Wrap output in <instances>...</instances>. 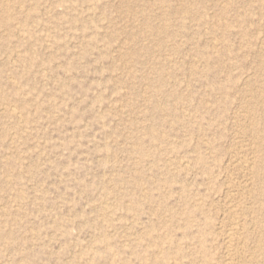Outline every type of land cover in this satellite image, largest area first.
Masks as SVG:
<instances>
[{
	"label": "rangeland",
	"instance_id": "374dc122",
	"mask_svg": "<svg viewBox=\"0 0 264 264\" xmlns=\"http://www.w3.org/2000/svg\"><path fill=\"white\" fill-rule=\"evenodd\" d=\"M0 18V264H264V0Z\"/></svg>",
	"mask_w": 264,
	"mask_h": 264
},
{
	"label": "bare ground",
	"instance_id": "6f19581e",
	"mask_svg": "<svg viewBox=\"0 0 264 264\" xmlns=\"http://www.w3.org/2000/svg\"><path fill=\"white\" fill-rule=\"evenodd\" d=\"M0 19H1V18H0ZM239 223H240V222H239ZM239 223H238V225H239ZM238 225H236V226H238ZM236 226H235V227H236ZM241 229H242V228H241ZM229 231H230V230H229ZM235 231H236V230H235ZM239 231H240V230H239ZM237 232H238V231H237ZM238 233H239V232H238ZM233 234H234V233H233ZM240 234H241V233H240ZM240 234H237V235H240ZM226 235H227V234H226ZM228 235H229V233H228ZM232 236H233V235H232ZM232 236H231V237H232ZM229 237H230V236H229ZM241 237H242V236H241ZM228 239H229V238H228ZM232 239H233V238H230V240H229L228 243H227V240H226V243L228 244L227 249L232 245V244H230V242L232 241ZM232 243H233V242H232ZM235 247H236V246H234V248H235ZM230 248H231V247H230ZM232 248H233V247H232ZM232 248H231V249H232ZM234 248H233V249H234ZM228 250H229V249H228ZM235 250H236V249H235ZM229 251H230V250H229ZM230 252H231V251H230ZM234 252H235V251H234ZM231 253H232V252H231ZM234 256H235V255H234ZM232 259H233V258H232ZM232 259L230 258L231 261H232Z\"/></svg>",
	"mask_w": 264,
	"mask_h": 264
}]
</instances>
